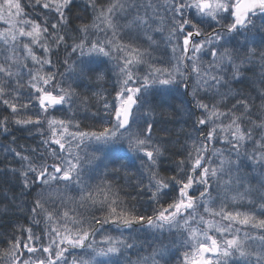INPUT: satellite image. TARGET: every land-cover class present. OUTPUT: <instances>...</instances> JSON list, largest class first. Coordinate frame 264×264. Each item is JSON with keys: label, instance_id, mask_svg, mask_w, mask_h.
I'll use <instances>...</instances> for the list:
<instances>
[{"label": "snow or ice", "instance_id": "1", "mask_svg": "<svg viewBox=\"0 0 264 264\" xmlns=\"http://www.w3.org/2000/svg\"><path fill=\"white\" fill-rule=\"evenodd\" d=\"M26 8H39L40 18H31ZM77 8V0H0V22L6 25L0 28V102L18 125L47 123L41 143L52 160L42 153L37 162L12 149L25 163L11 171H19L24 188L39 189L30 222L39 225L42 220L45 227L41 234L32 227L19 228L20 235L0 249V264H160L166 259L163 247L135 260L128 255L137 250L131 235L137 226L178 233L187 249L180 264H264V91L253 119L255 105L231 89L243 79L244 64L257 55L264 68V0H164L163 5L153 0H87L88 22L74 12ZM126 32L135 35L126 40ZM165 32L171 51L167 66L152 62L159 47L154 35ZM60 49L66 56L54 61ZM109 62L116 78L114 95L109 94L110 101L102 97L105 118L98 127L81 130L74 118L50 115L65 105L71 109L78 96L71 84L65 86L66 76L75 82L94 74L103 81L100 65ZM181 89L194 101L190 114L200 113L193 122L196 135L188 133L191 142L176 174L162 176L157 161L164 149L156 143L155 129L157 114L163 116L167 109L151 96ZM229 99L235 100L230 107ZM32 106L38 109L35 115H21ZM8 122L4 116L0 128L7 131ZM218 142L227 147L215 148ZM124 146L148 161L149 183L140 188L147 189L149 203L156 205L150 215L138 214L106 179L108 163ZM89 147L93 154L86 151ZM100 163L104 176L96 185L86 183V167ZM243 168L261 171L249 175ZM172 192L171 202L162 203ZM245 205L249 211L240 210Z\"/></svg>", "mask_w": 264, "mask_h": 264}, {"label": "trees", "instance_id": "2", "mask_svg": "<svg viewBox=\"0 0 264 264\" xmlns=\"http://www.w3.org/2000/svg\"><path fill=\"white\" fill-rule=\"evenodd\" d=\"M79 8L74 9V12L77 14H81L84 16V22H87V18L89 15L88 11H84L85 5L77 2ZM27 9V8H26ZM31 15L36 13L40 17V9L36 8L30 11ZM81 21H73V24L80 23ZM257 25L259 26L262 22L257 19ZM257 41L260 40V35L256 36ZM70 42V41H69ZM63 50V49H62ZM63 53L65 51L63 50ZM60 59V58H59ZM248 66H243L241 75L243 79L239 82H234L231 84L232 91L235 92H243L245 96H247L250 101L255 105L252 109L253 119H256V115L259 111V106L262 103L261 100V92L264 91V68L261 67V61L259 56L257 55V59L252 62H247ZM251 65V66H250ZM102 68L104 65H100ZM95 75H90L89 79H85L84 82L78 83L75 87L77 88L78 95L80 98L84 100L86 97L87 100L85 102L94 103V96H92V90L95 85L93 82ZM11 83V82H9ZM15 87L14 84L11 85ZM221 91H224L223 89ZM95 91L93 90V93ZM23 96L27 95V88H25L22 92ZM166 98L162 100L154 99V102L157 104H162L167 109V113L163 116L157 114V128L155 129V136H158L161 140V145L163 147V154L159 159L158 163V171L162 176H171L176 174L178 171L177 162L184 158L187 154L188 144H190V140L188 137V133L193 134V122L194 115L190 114L194 112L193 106L190 107L189 103L185 95L182 100L176 98V95L170 93L165 96ZM6 99H11V97H4ZM240 97H237L239 99ZM185 103V106L183 104ZM235 103V100H228L227 104L230 107ZM2 102H0V119L4 116L9 117V122L7 124V134L5 138L4 135H0V249H3L5 246L7 247V240L10 239L13 235H20L19 228L24 227L27 228L32 225L30 223V218L32 216L31 208L32 202L35 197L32 196V192H35L37 187H32L31 189H25L23 187L22 177L20 176L19 171L13 172L11 169H17L11 165L9 160L5 161L7 154H5L6 149L11 148L9 145V139L14 138V141L18 143L15 148L28 145H24L27 141L26 136L23 134L25 131H21V128L17 124H11L13 120L11 116V111L8 107L1 106ZM187 111H186V110ZM192 109V110H191ZM101 110V109H99ZM191 110V112H189ZM38 111L36 106H32L27 112L22 113V116L34 115ZM200 115V113H199ZM163 129H167V131H163ZM203 130V129H202ZM21 132V133H20ZM27 134V131L25 132ZM220 143H216L214 147H217ZM18 150H21L20 148ZM36 151L32 152V155H35ZM47 156V155H46ZM35 157V156H34ZM9 161V162H8ZM244 173H248L249 175L256 174V169L251 168H243L241 170ZM101 178L95 180V185L99 183ZM110 179V178H108ZM116 188L120 190V195L123 198H126L130 205H134L138 211V214L150 215L152 209L156 207L155 204H150V193L146 190L141 191L140 186L145 185L146 183L137 182L139 186L131 187L128 179H119L113 180L110 179ZM252 185H256L257 181L252 180ZM39 191V190H38ZM176 195L175 192L169 193L168 196H165L162 199V203L171 202V198ZM216 195V193H215ZM219 204V201H217ZM250 210L245 205L240 210ZM231 210V208H230ZM36 219H41L40 217H36Z\"/></svg>", "mask_w": 264, "mask_h": 264}, {"label": "rangeland", "instance_id": "3", "mask_svg": "<svg viewBox=\"0 0 264 264\" xmlns=\"http://www.w3.org/2000/svg\"><path fill=\"white\" fill-rule=\"evenodd\" d=\"M77 2H80L84 5H86L87 0H77ZM98 2L101 4H104V3H107V0H98ZM153 2L163 5L164 0H153ZM31 10H33V8H27L26 9V11H28L29 13ZM88 12H89V15H88L87 20L89 21L91 19L90 10ZM33 14L34 15H31V13H30L31 18H33V19H39L40 18L36 13H33ZM123 22L124 21L121 20V23H123ZM5 26L6 25H4L3 22H0V28L5 27ZM133 35H135V33H127L126 32L124 35V39L127 40V39H129L130 36H133ZM166 35H167V32H165L163 34L154 35V39L158 42L159 47L154 49L153 56L155 57V59L152 61L153 63H157V64H159L162 61L165 66H167L169 64V62L171 61V51L167 48L166 43H165L164 38H163ZM69 43H71V41ZM140 43H143L145 46H147L146 41L141 40ZM65 56H66V53H63V50L60 49L59 52L56 55H54L52 58L54 61H56L57 59L60 58L59 60L62 62L64 60ZM74 59H75V57H72V60H74ZM202 59L207 61L208 57H202ZM255 59H257V57ZM72 60H69V63H71ZM244 66H248L247 62L244 64ZM57 67H58L60 72L65 71V68H64V66H62V64H57ZM100 68L105 70V79L103 81H97L96 77H94V79H93V82L95 83V85L93 87V90L95 92L93 93V90H92V96H94V103L93 104L90 103V101L85 102L78 95L75 98L71 109H68V106L65 105L63 108H58L56 111L50 112V115L55 116L58 119H73L74 118L75 120H78L80 122L81 130H91L94 127H98L102 122L101 118H105V114H104V110H103L104 101H103L102 97L103 96H109V101L111 100V95H114L113 87H114L115 79H116L115 75L113 74V71H111V69H112L111 62L104 65L103 68H102V66H100ZM145 70H146V67L142 66L141 72H143ZM241 72H242V70H241ZM57 79H60V77H57ZM24 80L25 81L27 80L26 76L24 77ZM81 82H84V80L74 82V78L71 75H68L65 77V86H67L68 84H71L77 93L79 91H77V88L75 86ZM191 90H192L191 87H189L188 93H190ZM95 93H99L100 97L95 96L94 95ZM171 93L175 94L176 98H178L179 100L180 99L182 100L183 96L185 95L187 102L189 103L190 107L194 105V101L192 100L191 95L185 94L183 89H181L179 91H174ZM109 94H111V95H109ZM168 94H170V93H168V92H155L152 94L151 99L153 100V102H154V99L162 100V99L166 98L165 96ZM201 95L203 97V94H201ZM183 104L185 106L184 102H183ZM1 106L4 107L5 105L2 103ZM5 107H7V106H5ZM99 109H101V110H99ZM191 110H189V112H191ZM9 112H11V111H9ZM93 114H96L97 118L94 119ZM198 115H199V112H197V114L194 116V121ZM14 123L15 122L12 121L11 124L13 125ZM19 127L21 128V131H23V129L25 132L27 131V134H25V132L23 134L27 138V141L24 145H26L27 142H28V145H26V146L20 145V147L15 148L18 143H16L14 141V138H10L9 139V145L11 146V148L6 149L7 151H5V154H7L9 156L5 159V161L9 160L11 162L12 166L17 167V170L22 169V165L25 162L22 161L19 157H17L15 155V152L12 151V149H14L15 151L21 152L22 155H26V156L33 158L37 162H39V157L43 153L44 156L47 158L48 162L51 163L52 162L51 157H48L47 150L45 149V146L41 143L42 139L47 138V123L45 122V123H42L40 125H19ZM72 130H74V129H72ZM7 133L8 132L5 131L3 128H0V135H4L6 139H8L6 137ZM41 133H44V135L42 136ZM195 135L196 134L193 132V136H195ZM255 135L258 137L260 135V133L256 132ZM156 137H157L156 143L161 144L160 138L158 136H156ZM226 147H227L226 145L220 143L215 148H226ZM248 147H249V150H251V147H252L251 144H249ZM19 148L21 150H18ZM33 149L37 150L35 155H32ZM86 151L89 154H93V152H94L93 148H91V147L87 148ZM83 154L84 153L82 152L81 155H83ZM113 161L114 162L108 163V165H107V173H108V175L106 176L107 180H110V179H113V180L128 179L129 182L131 181V183H130L131 187H136V188L139 186L138 184H136L137 182H142V183L145 182L146 183L145 185H147L149 183L148 172L146 171V168L148 166V161L142 155L137 156V154L129 152L127 147L124 146V147L120 148L118 157L113 158ZM157 163H159V160L157 161ZM117 169H118V171L113 172V170H117ZM260 171L261 170L259 168L256 169V173H260ZM104 173H105L104 163H100L99 167H96V165L94 164L93 169H89L86 167L84 180L88 184L95 185V180L98 178H102L104 176ZM108 178H110V179H108ZM38 190L39 189L37 188V189H35V192H32L33 197L36 196ZM145 190L147 192V189H145ZM68 194L73 195V196L78 195V193H76V192H70ZM193 195H198V193H193ZM213 195L215 196V192H213ZM149 198H150V196H149ZM199 211L202 213L203 209L201 208V209H199ZM242 211H249V210L246 209V210H242ZM29 227L33 228L34 233L41 234L45 225H44L43 221L41 220V223L39 225H34L32 223V225ZM236 227H240V226L236 225ZM243 230L250 231V229H243ZM109 231H110L111 235H119L118 232L111 231V230H109ZM125 235L126 236L129 235V233L125 232ZM131 235L135 238V241L137 244V250H134L133 252L128 254L132 260L137 259L138 255L139 256L149 255L152 252L153 248L163 247L165 249L166 259L160 261V264H180V260L182 259V253L187 250L186 248L181 246L180 241L182 238L175 231H173L172 233H169L167 230H165V232L163 234H161L158 231L141 229V228H139V226H137L135 229H133ZM96 239L99 240L100 237L97 236ZM149 245H151V247H149ZM4 248H6V246ZM81 255H82V253H81ZM125 264H127V261H125Z\"/></svg>", "mask_w": 264, "mask_h": 264}]
</instances>
